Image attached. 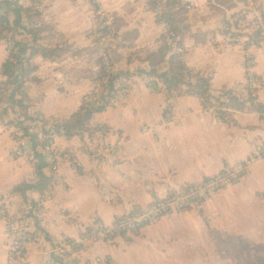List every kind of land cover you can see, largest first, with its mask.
<instances>
[{
    "label": "crops",
    "instance_id": "obj_1",
    "mask_svg": "<svg viewBox=\"0 0 264 264\" xmlns=\"http://www.w3.org/2000/svg\"><path fill=\"white\" fill-rule=\"evenodd\" d=\"M149 1L35 0L36 6L43 7V24L50 30L41 46L55 49V53L49 57L33 53L29 34L17 38L19 49L29 56V67L34 68L20 91L31 100L27 105L29 115L50 122L65 120L97 91V82L83 79L96 71L95 63L85 54H77L91 49L93 43L99 44L97 35H87L95 30L94 3L125 22V31H137L135 48H120L122 55L131 52L130 58L143 49L156 51L161 28L149 9ZM188 2L192 7L188 16L191 34L183 40L185 66L210 74L215 91L233 89L244 79L243 54L236 46L224 45L218 32L220 22L233 13L212 10L208 0ZM192 35H201L205 45H198ZM65 44L68 53L63 52ZM101 49L105 50L104 45ZM11 51L10 46L0 42V70ZM252 53L257 61L258 101L264 103V53ZM140 67L123 59L114 69L134 74ZM137 77L140 79L132 80L127 95L92 117V125L111 129L109 135H85L82 140L74 137L70 141L45 139L54 151L76 155L81 167L78 171L64 165L57 167L52 202L47 207L51 214L49 243L30 247L29 264H92L98 259L106 260L105 264H264V163L252 166L244 179L208 200L200 210L164 218L132 241L117 238L112 244L98 242L71 259H61L62 263L51 256L56 244L78 242L82 228L93 222L101 221L109 227L115 218L159 202L171 193L170 189L198 184L223 168L235 167L259 147L264 148V117L259 113L234 114L236 125L228 127L212 111H203L197 98L178 96L167 100L158 82L145 84L142 76ZM169 117L176 121L157 135H140L143 127ZM37 130L39 133L40 128ZM121 136L127 142L117 153L115 164L76 153L83 144H114ZM15 146L10 126L0 122V200L13 203V211H19L25 208L24 203L8 194L34 176L25 163L14 160ZM166 179L173 181L174 187L166 189ZM97 185L102 190L98 191ZM31 199L37 201L38 195H31ZM7 241L0 224V264H7Z\"/></svg>",
    "mask_w": 264,
    "mask_h": 264
},
{
    "label": "trees",
    "instance_id": "obj_2",
    "mask_svg": "<svg viewBox=\"0 0 264 264\" xmlns=\"http://www.w3.org/2000/svg\"><path fill=\"white\" fill-rule=\"evenodd\" d=\"M235 1L237 0H208V6L212 10L217 12H231L235 8ZM264 2V0H262ZM149 9L156 15V21L159 19L167 24L172 32H174L182 41L186 36L191 34V28L188 24V5L181 3L179 0H166L162 5L161 11L158 12V0H150L148 2ZM42 14L36 9L34 5H26L22 2L16 3L12 0H3L0 2V42L8 41V36L11 34L13 37H19L24 34H29L32 38V51L33 53H44L50 51L52 48H43L44 41L50 33V30L43 25ZM158 18V20H157ZM94 20V19H93ZM112 29L114 38L120 40L121 43L116 45L115 48H107L104 50V54L107 58L110 68L114 69L115 65L122 62V56L117 54V49H134L135 43L138 38L137 31H125L126 23L119 18L112 17ZM95 22V21H94ZM108 34V28L98 25L95 30L90 31L88 36L98 37L106 36ZM198 45H205V39L201 38V35L195 36ZM257 39L255 35L252 37ZM14 40V38H13ZM159 47L156 51H150L147 49L140 50L139 53L133 54L130 58L126 59V62L138 63L142 65L139 69L134 71V74L126 71H119L116 75L106 73V67L102 59H95L94 63L96 71L89 72L83 79L87 81H95L99 84V89L96 95V99L100 102L97 106L93 105L90 100L94 97H89L82 106L74 112L69 118L56 122L48 121L43 117H33L27 114L26 105L31 103L30 98L20 93L22 85L26 81V76L34 72V68L28 67L27 70L21 71L18 76L15 75L14 70L11 68V59L13 55H9L1 66V82H0V104H8L7 108L14 111L19 110L24 113L25 120L34 123L35 126H39L41 135L44 138L56 137L59 139H65L70 141L74 137L83 138L85 135H100L107 136L111 133V129L106 126H94L90 124V121L94 115L102 114L114 103L118 94L129 86L114 87L115 80H130L133 76H142L144 80H155L164 89L167 100L173 99V94L183 97H195L200 101L203 111H212L216 119L223 125L235 126L234 114L231 110H235L236 113L256 114L259 113L264 117V103H260L257 99L244 100L242 93L236 92L233 89L222 88L215 91L212 88V77L210 74H203L194 72L187 69L184 60H181L175 55L170 54L171 48L165 43V37H159L157 40ZM63 52L68 53L69 47L67 44ZM73 53V52H72ZM84 53L87 58L95 57L96 52L94 48L89 50L78 52L77 54ZM54 55V54H53ZM244 71V67H243ZM108 78L105 82L103 78ZM245 77V73H244ZM244 80V79H243ZM16 84V91L13 92V97L8 103L6 92L10 89L12 84ZM95 96V95H94ZM9 106V107H8ZM6 115V110L0 109V121L3 120ZM169 115V111L166 110L165 117ZM14 125V127L21 132V137L14 136V141H19V138H26L30 141L32 149L34 151L33 157L36 161L33 169L34 183L23 182L14 187L8 194L10 197L19 198L24 204H27L30 200V194L36 193L39 196L51 194L52 187L56 183L55 173L52 171L54 161L47 163L45 157L39 154L37 151L39 148L44 147L37 133L31 132L23 122L14 120L8 122V125ZM10 126V125H9ZM46 170L50 172L46 174ZM192 185L189 188H193ZM187 190V189H186ZM171 196L172 194H168ZM33 210L36 206L33 205ZM31 209L23 210L26 212V216H31ZM100 224V222H96ZM88 232H91L88 229ZM105 232V231H104ZM121 238L128 240L125 234L120 235ZM116 235L109 237L108 241L116 239ZM79 245L76 246V248ZM76 251L75 249L73 250ZM58 263H62L60 258H55Z\"/></svg>",
    "mask_w": 264,
    "mask_h": 264
},
{
    "label": "built area",
    "instance_id": "obj_3",
    "mask_svg": "<svg viewBox=\"0 0 264 264\" xmlns=\"http://www.w3.org/2000/svg\"><path fill=\"white\" fill-rule=\"evenodd\" d=\"M12 1L16 3H24L25 0ZM165 1L166 0H158V12L161 11L162 5L165 3ZM179 1L188 5L187 8L190 13L192 7L189 4L188 0ZM26 2L29 3L28 0H26ZM94 5L95 27L101 25L102 27L108 28V34L106 36L100 37V39L98 40L99 44H94V47L97 51V55L95 58L102 59L106 67V73H110V64H108L107 58L103 53L104 50H102L101 47L105 44L106 40H114V33L111 27L113 20L112 17L107 14V12H105V10L101 6L95 3ZM235 5L243 8L246 12L237 16L234 15L231 18L221 21L219 24L218 32L223 43H229L240 48L243 54V67L245 77L243 82L234 88V91L242 93L244 100L257 99L259 93V85L256 74L257 62L253 57L252 52L255 50H261L264 53V2H262V0H237L235 1ZM36 8L37 10H43L41 4L39 6L37 5ZM157 24L161 28L160 36L165 37V43L168 47L171 48L170 54L177 56L181 60H184L187 55V50L180 38L174 32H172L171 28L167 24L162 22L160 19ZM253 35L257 37L256 40L252 38ZM13 38L14 37L10 34L8 37V41H5L4 43L13 48L16 55V53L21 50L19 49V45L17 46L15 44L16 41L14 42ZM121 50L123 49H117V53L121 54ZM23 60L24 57L23 59H21V61ZM149 83L150 81H146L145 84ZM128 93L129 89H124L121 92V97L127 95ZM173 98H178V94H173ZM231 112L235 115L239 114L234 110H231ZM174 120L175 119L173 117H169L166 123L160 124V130L163 129L165 125L167 126L169 122H174ZM28 126L30 127V131L35 130L34 125L30 124ZM157 134L158 133L150 125L143 127L140 132V135L143 137ZM121 139L123 140V142L121 143L120 140L119 145H121V148H123L127 140L125 139V137H122ZM38 151L41 155H53L56 161L66 162L68 165H71L69 156L63 157L61 153H54L47 146L40 148V150ZM14 153V157L16 159L22 160L30 166H33L35 162L33 158L34 151L27 140H24L22 143L18 141ZM101 155L102 153L100 152L99 157H101ZM63 158L66 160H64ZM92 158L95 159L98 157L95 156ZM71 161H73V158ZM47 162L51 163V160L47 159ZM254 163H264V148H259L257 150V152L255 153V158L249 159L244 163H238L231 170L226 169L216 175L204 178L203 180H200L198 184L193 185V188H189L192 185H183L177 189H170V194L172 195H167V197L157 202L156 206L150 208L148 211H139L133 213L132 216H128L127 218L121 220V223L118 227L115 228V231H113L112 229L102 231H107L108 233H113L114 235H122L127 232L129 233L131 230L143 226L144 224H147L149 221L155 222V220L159 219L161 216L168 214L174 210L185 211L188 209H194L197 204H201L197 207V210H200L203 205L208 200H210V198L218 194V188H221V186L224 185H226V187L231 186L235 182H240L241 179L238 180V176L245 175L249 166ZM52 170L56 171V166H54ZM226 171L228 172L226 173ZM211 186H213L212 189H210ZM212 191L215 192L212 193ZM46 204L47 199H39L33 203V205H36L37 209H34V213L31 214V216H28L26 218L14 216L12 218L13 215L10 214L9 209L3 208L2 203H0V215L6 218V221L2 222L8 236V243L6 246L7 264H25V262L28 260L27 246L31 245L32 243H23L24 238L27 233H29L30 237L32 238L38 236V234H34L33 232H31L32 226L34 224L36 227V225L41 221L42 214H39L38 212L41 211V208H45ZM32 207L33 206H30L29 209H31ZM100 241L104 240L100 239ZM61 253H65V250H61Z\"/></svg>",
    "mask_w": 264,
    "mask_h": 264
},
{
    "label": "rangeland",
    "instance_id": "obj_4",
    "mask_svg": "<svg viewBox=\"0 0 264 264\" xmlns=\"http://www.w3.org/2000/svg\"><path fill=\"white\" fill-rule=\"evenodd\" d=\"M29 1V3H27L26 2V0L24 1V4H26V5H34V6H36V2H35V0H28ZM37 9V8H36ZM41 14H42V17H43V14H44V10H38ZM231 12L233 13L232 14V16H237V15H239V14H242V13H244V12H246V11H244V9L243 8H241V7H239V6H237V5H235V8L233 9V10H231ZM189 16V15H188ZM231 16V17H232ZM231 17H229V18H231ZM43 19V18H42ZM43 25H45V24H43ZM45 27H46V25H45ZM49 29V28H48ZM50 34V33H49ZM28 35V34H27ZM13 36V35H12ZM48 37V36H47ZM103 37V36H102ZM114 37V36H113ZM17 38L18 37H14V42L15 41H17ZM100 39V37H98V40ZM114 40L113 41H116L117 39H115V38H113ZM110 41L109 40H106L105 41V44L104 45H106V44H108ZM15 44L18 46V43L17 42H15ZM94 44L95 43H93V45H92V48H94L95 49V52H96V55H97V51H96V48L94 47ZM224 45H228V46H234V45H232V44H229V43H223ZM9 46V45H8ZM240 49V48H239ZM11 54L10 55H13V58L11 59V68L14 70V72H15V75L16 76H18L19 74H20V72L23 70V71H25V70H27V68L29 67V63H30V61H26L27 60V58L29 57L27 54H24V52L25 51H18L17 53H16V55H15V52H14V49L13 48H11ZM31 50H32V47H31ZM52 50V49H51ZM50 50V51H51ZM89 50V49H88ZM50 51H48V52H50ZM83 51H85V50H83ZM48 52H44V56H45V54L46 53H48ZM84 54V53H83ZM131 54V52H128V53H126V54H124V55H122L123 56V59H124V61L129 57V55ZM96 55H95V57H96ZM24 57V60L23 61H21V59H23V57ZM95 57H92V58H89L88 57V59H90V60H92L93 62L95 61ZM8 58V57H7ZM21 61V62H20ZM184 61H185V59H184ZM257 62V61H256ZM26 65V66H25ZM140 65V64H139ZM111 74H114V75H116V71L114 70V69H111L110 68V71H109ZM138 77L137 76H133L130 80H121V79H118V80H115L114 81V83H113V86L114 87H119V86H129L130 87V85H131V82H132V80H136ZM143 78V77H142ZM138 79H140V78H138ZM108 80V78H103V81H107ZM146 81L147 80H144V78H143V83H146ZM151 83H153V80L152 81H150V83L149 84H151ZM97 85H98V89H99V84H98V82H97ZM16 84H12V86L10 87V89L6 92V96H7V102L6 103H8L11 99H12V97H13V92L14 91H16ZM237 86V85H236ZM235 86V87H236ZM129 87L128 88H125L126 90H128L129 89ZM234 87V88H235ZM234 88H233V90H234ZM98 89H97V91L95 92V93H93L91 96H89V97H94L93 98V100H90V102L91 103H93V105H95V106H97L96 105V103H100L97 99H96V95H97V92H98ZM95 95V96H94ZM11 96V99H9V97ZM125 96V95H124ZM88 97V98H89ZM119 97H121V93H119L118 94V96H117V98H119ZM88 98L85 100V101H87L88 100ZM116 98V99H117ZM122 98V97H121ZM116 99L114 100V103L116 102ZM7 105L8 104H5V103H1L0 104V109H3V110H6V115L4 116V118H3V120L2 121H0V122H5V123H7L8 124V122H12V121H14V120H17V121H20V122H23L24 124H25V126H27L28 128H29V130H30V127L28 126V125H30V124H32V125H34V123H31L30 121H27V120H25V117H24V113H22L21 111H19V110H15L14 109V111H12V110H10V109H8L7 108ZM28 105V104H27ZM27 105H26V108H27ZM9 107V106H8ZM27 114L29 115V113H28V109H27ZM35 117V116H34ZM36 118H39V117H36ZM92 120V119H91ZM174 121H176V119L174 120ZM167 121H166V119H163V121H161L159 124H150V126L151 127H153V129L157 132V133H159V131H160V124L161 123H166ZM173 122H169V124L166 126L165 125V128L166 127H168L169 125H171ZM90 124H92L91 123V121H90ZM10 125V128H11V131H12V137H14V136H17V138L18 137H21L22 135H21V132H19L15 127H14V125H11V124H9ZM39 126L37 125V126H35L34 125V128H35V130L38 128ZM32 132V131H31ZM33 132H35V131H33ZM35 133H37V134H40L41 133V130H39V133L38 132H35ZM92 136H94V135H92ZM100 136V135H99ZM89 137V136H88ZM102 137H106V136H102ZM123 136H121V138H122ZM84 138V137H83ZM83 138H81V140L83 139ZM121 138H119L117 141H116V143H112V144H98V143H95V144H93L92 142H89V143H86V144H83V145H81V147H80V149L76 152L77 154H82V153H84L90 160L91 159H93L92 157H98V158H95V159H93V160H96L97 162H108V163H110V164H115L116 162H115V160L117 159V153L119 152V150L120 149H122L121 148V145H119V141L121 140V143L123 142V140L121 139ZM43 139H44V141H45V139L46 138H44L43 137ZM126 140H127V138H125ZM24 140H27L26 138H19V142H23ZM28 141V140H27ZM16 142V144H17V142L18 141H15ZM127 142V141H126ZM45 146H47L46 144L44 145V147ZM15 148H16V146H15ZM43 148V147H42ZM50 149H51V151L52 152H54V153H61L62 154V156L64 157V156H69L70 157V164L71 165H68L66 162H58V161H56L55 159H54V156L53 155H50V156H44L45 157V161L47 162V159H50L51 160V163L54 161L55 163H54V166H56V171H57V167L59 166V165H64V166H67V167H69V168H71L72 170H74V171H78L79 170V168L81 167V163L79 162V160L76 158L77 156L76 155H74L73 157H72V155H71V153L70 152H67V151H54L51 147H49ZM260 148V147H259ZM38 150H40V148L38 149ZM38 153H39V151H37ZM100 152L102 153V155H101V157H99V154H100ZM257 152V149L255 150V151H253L247 158H245L243 161H241V162H239V163H244V162H247L249 159H253V158H255V153ZM40 154V153H39ZM13 156V155H12ZM13 158H14V160H18V161H20V162H23V163H25L24 161H22V160H19V159H16L14 156H13ZM34 158V157H33ZM72 158H73V161H71L72 160ZM64 159V158H63ZM35 160V159H34ZM64 160H66V159H64ZM35 163H36V161L34 162V164H33V166H30L29 164H27V163H25L30 169H34V165H35ZM48 163V162H47ZM50 164V163H49ZM255 165V163L254 164H252V165H250L249 166V168H248V170H247V172H246V174L245 175H240V176H238L239 178H238V180H242V179H244L246 176H247V174H248V172H249V170H250V168L252 167V166H254ZM54 166H52V168L54 167ZM226 169H229V170H231V169H233V168H223V170L222 171H224V170H226ZM53 171V170H52ZM56 171H53V173H55ZM221 171V172H222ZM228 171H226V173H227ZM34 176V175H33ZM33 180H34V177H33ZM28 181V182H26V183H31V182H35V181ZM237 180V181H238ZM240 180V181H241ZM165 185H166V189L168 188V187H171V186H173L174 187V184H173V181H168L167 179L165 180ZM237 183L235 182L234 184H232L231 186H227L226 187V185H224V186H221V188H218L217 190L219 191L218 192V194H220V193H222V192H224V191H226V190H228V189H230V188H232L233 186H235ZM56 185V183L54 184V186ZM54 186L52 187V190H53V188H54ZM213 188V186H211V188L210 189H212ZM97 190L98 191H100V190H102L101 188H100V186L99 185H97ZM216 190V191H217ZM213 192H215V191H212V193ZM33 194H36V193H31L30 194V200L28 201V203L27 204H24L25 205V208L23 209V210H25V209H29V207L30 206H33V203L34 202H36V201H33L32 199H31V195H33ZM51 194H52V191H51ZM51 194H47V195H44V196H39L38 194V199L37 200H39V199H47V204H46V206H45V208H41L40 210L41 211H39L38 213L39 214H42V218H41V221L36 225V227H35V225L33 224V226H32V231L31 232H33L34 234H38V236L37 237H35V238H32V237H30V235H29V233H27L26 235H25V238H24V242L23 243H32L31 245H28L27 246V261L25 262V264H29V261L31 260V252H30V247H35V245H37V244H39L40 242H44V243H49V241L47 240V239H49L48 238V235H47V231L49 230L48 229V223H49V221H50V219H51V214L49 213V211H48V206H49V204H51V202H52V198H51ZM212 198H214V197H212ZM212 198H210V199H212ZM20 200V199H19ZM22 202V201H21ZM0 203H2V206H3V208H7V209H9V211H10V214H12L13 216H12V218L14 217V216H19V217H28V216H26V212H24L23 210H19V211H13V203H11V202H7V200L6 199H1L0 200ZM156 203L157 202H154V203H151V204H149L148 206H146L145 208H143L142 210H140L141 212H143V211H148L150 208H152V207H154V206H156ZM29 204H32V205H29ZM29 205V206H28ZM201 204H197L196 206H195V208L194 209H188V210H185V211H182V210H174V211H172V212H170V213H168V214H165V215H163V216H161L159 219H157V220H155V222H151V221H149L147 224H144L143 226H140V227H138V228H136V229H134V230H131L129 233L127 232V233H125V236L126 237H128V240H126V241H132V239H134V238H137V237H139L141 234L142 235H144L145 234V230L147 229V228H149V227H151V226H153V225H155V224H157V223H159L161 220H163L164 218H167V217H170V216H172V215H180V214H185V213H187V212H189V211H193V210H197V207L198 206H200ZM36 206V205H35ZM37 209V208H36ZM30 213L31 214H33L34 213V210H33V208H31V210H30ZM30 214V215H31ZM132 212L131 213H129L127 216H120V217H117V218H115L114 220H113V222H112V224H111V226H109V227H107V226H104L102 223H101V221H95V222H93L92 224H90L89 226H86V227H84V228H82V234H81V238L79 237V240H78V242H71V241H64V242H60V243H58V244H56L55 246V248H53L52 250H53V252H52V255L51 256H53L54 258H63V260H65V259H71V258H73L75 255H77V254H79V253H81V252H86V251H88L94 244H96V243H98V242H103V243H106V244H112L114 241H115V239L114 240H110V241H108V242H105L106 240H108V238L109 237H111V236H113V233H108L107 231L106 232H103L102 230H107V229H112L113 231H115L116 229V227H118L119 226V224L121 223V220H123V219H125V218H127L128 216H132ZM66 215V214H65ZM6 218H4V217H2L1 215H0V224L4 227V225H3V222L2 221H6L5 220ZM96 222H100V224H97ZM70 223H72L71 221H70ZM28 226V225H27ZM4 229H5V227H4ZM88 229H90L91 230V232L89 233L88 232ZM5 233H6V230H5ZM32 233V234H33ZM6 236H7V233H6ZM116 237L117 238H121V236L120 235H116ZM7 238H8V236H7ZM116 238V239H117ZM100 239H103L104 241H100ZM7 243H8V241H7ZM77 245H79L77 248H76V246ZM65 250V253H61V250ZM76 250L75 252L73 251V250ZM50 254H51V251H50ZM105 261L106 260H103V259H98V260H95L92 264H105Z\"/></svg>",
    "mask_w": 264,
    "mask_h": 264
},
{
    "label": "water",
    "instance_id": "obj_5",
    "mask_svg": "<svg viewBox=\"0 0 264 264\" xmlns=\"http://www.w3.org/2000/svg\"><path fill=\"white\" fill-rule=\"evenodd\" d=\"M119 42L117 41H110L108 44L104 45V49H107L109 46H116L117 44H119ZM55 53V49H52L50 52L46 53L45 56L49 57L52 56ZM140 210H136V212H139ZM135 212V213H136Z\"/></svg>",
    "mask_w": 264,
    "mask_h": 264
},
{
    "label": "bare ground",
    "instance_id": "obj_6",
    "mask_svg": "<svg viewBox=\"0 0 264 264\" xmlns=\"http://www.w3.org/2000/svg\"><path fill=\"white\" fill-rule=\"evenodd\" d=\"M8 37H9V36H8ZM34 131L37 132L38 130L36 129V130H34ZM38 136H39V138H40V140H41L42 142H45L44 139H43V137H42V135H41V133L38 134ZM28 142H29L30 146L32 147L30 141H28ZM44 144H45V143H44ZM47 147H49V146H47ZM13 156H15V153H14V152H13Z\"/></svg>",
    "mask_w": 264,
    "mask_h": 264
}]
</instances>
